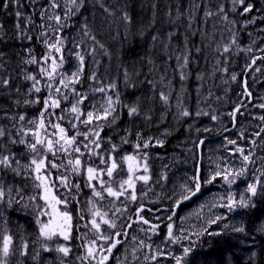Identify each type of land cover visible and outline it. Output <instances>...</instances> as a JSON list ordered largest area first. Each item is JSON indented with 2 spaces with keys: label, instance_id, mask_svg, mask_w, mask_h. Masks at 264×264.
Listing matches in <instances>:
<instances>
[{
  "label": "snow or ice",
  "instance_id": "snow-or-ice-1",
  "mask_svg": "<svg viewBox=\"0 0 264 264\" xmlns=\"http://www.w3.org/2000/svg\"><path fill=\"white\" fill-rule=\"evenodd\" d=\"M35 2L36 0H32V3ZM232 4V11L236 10L237 4L242 7L241 15L253 11V5L246 3V0H232ZM0 7L4 10H8L10 7L15 8L17 18L15 32L9 39L31 42L35 38L47 49V52L39 60L32 55L33 50L30 47L23 49L29 54V58L23 59L22 63L35 64L39 71L38 74L24 72L23 79L31 82L26 92L21 93L20 87L14 88L17 98L13 100V105L16 108L41 105L38 115L28 118L24 112L17 111L11 114L8 110L3 112V118L9 121V124L0 125V221L7 224L4 212L12 209L14 205L18 206L17 210L19 211L31 209L35 217V224L38 226L37 239L42 241L41 250L45 253L55 251L58 254L59 264H71L68 258L73 255V248L70 243H59L53 246L50 242L57 239H62L65 242H70L74 238L84 240L80 245L83 254L75 257L80 264H110L111 261H115L116 264H133V261L135 264H140L141 259L146 264L149 261L160 264V258L168 259L171 264H189V257L197 247V242L193 237L199 238L204 234L221 235L229 229L236 233L245 232L242 224L230 226L228 223H224L219 232L209 231V228L227 220L231 213L255 207L253 198L264 193V155H257L258 150L264 152V137L261 135L264 133V127L251 134L255 138L246 137L244 132L239 133V140H247L249 145L247 148L240 145L238 139L226 138L225 147L227 148V145L234 146L227 151L230 155H238L241 160L238 168L229 165L225 159L223 165L216 164L215 170L206 179H203V182L198 169L191 178L190 184H182L179 193L173 191L167 197L173 200V204L169 209L170 214L167 216L169 222L165 225L167 232L160 244H155L153 240V236L160 235V224L153 223L143 215L145 211L151 212L152 209H146L140 203L132 214L126 215L129 213V204H136L141 199V196L137 195V184L149 185L152 180L150 156L147 150L151 147H163L164 141L153 136L145 137L140 131L133 132L129 128H125V135L121 136L120 145L113 143L111 137L107 138L109 147L104 153L101 133L105 127L110 128L112 125H116L121 116L118 109L126 110L127 117L133 125L140 118L150 122L152 119L151 109L149 108L147 111L143 109L140 97L131 103L125 102L116 79L105 83L98 77L95 70L87 77H85V72L86 57L94 58L98 49L104 55H110L106 45L93 32L89 16L95 18L96 12L99 11L104 14L105 20L118 18L125 27V39H128V36L132 34L131 30L136 26L130 12L132 0H116L115 3H111L109 0H47L46 5H43L42 10L38 13L41 20L38 26L32 16H25L20 10L24 7L21 0H3ZM140 7L143 8L144 5L141 4ZM150 7L153 9L152 18L147 24L140 26L136 32L140 37H143L146 31L152 29L156 24V9L158 8L156 0H153ZM173 7H175L174 18ZM201 9H203L205 22L213 16L228 21V15L223 5L218 6L217 11L213 12L198 0H189L187 6L189 29L192 28L195 13ZM165 15L169 17L170 23L175 24L177 20L185 16V10L181 5H169ZM229 23L235 24L236 22L229 21ZM247 23L254 24L256 20L253 18ZM3 27L0 25V29ZM37 27L41 31L34 37L30 33ZM73 27H78L82 39L74 38L72 47L69 49L66 45L65 30ZM197 34V31H192L189 35L196 36ZM6 35V33L0 35V42ZM205 35L207 34L205 33ZM175 36V32L169 31L166 39L171 42ZM83 38L91 42L87 48L84 47L85 39ZM160 40L161 33L152 35V46L155 47ZM187 43L186 37V51L175 57L181 81L188 78L185 69L190 65V57L193 54L192 50L187 48ZM231 44H236L235 38L231 40ZM253 44H256L255 40ZM162 47L167 49L169 44H162ZM230 47L231 45L223 46V53H228ZM216 50L220 51L219 46ZM252 50L251 46L247 49L249 52ZM195 51L199 53L201 49L196 47ZM259 51L264 53V48H259ZM53 53L58 55L54 56ZM5 56L6 53L0 51V70L4 73L0 74V89L7 90L11 94L14 78L7 73ZM73 57L76 63L71 68H65V65ZM171 58V56L168 57V59ZM145 60L149 65L155 66V61L147 57L142 58L141 63ZM257 60L264 61V55L254 56L246 68H252L253 65H256ZM220 63L221 61L217 60V64ZM122 67L125 89H135L137 81L134 77L138 78L141 72L136 69L134 64ZM152 70L150 67L149 71ZM254 70L259 72L261 68L257 67ZM221 71L226 73L228 69L224 67ZM85 79L95 82L97 86L92 87L91 92L103 94L102 102L92 103V97L88 92H81L76 88V85L83 84ZM42 80L47 81L43 87L48 90L47 95L43 97L38 95L42 92ZM163 80L164 76H161V81L163 82ZM231 80H237L235 73L231 75ZM144 82L156 91V85L152 80L145 79ZM168 84L170 85L171 81H168ZM242 86L247 89V82L244 81ZM68 93H71L73 100L70 102V107L62 108V103L69 101ZM247 95L251 96V93L248 92ZM170 97L171 92L158 91V98L163 105H170ZM89 104L91 110H88L87 105ZM182 104L183 101L177 97L176 106L179 109V116H192L193 113ZM244 106L241 103L230 113L234 121L237 113L243 114L241 108ZM257 107L264 109V103ZM56 109H60V112L57 113ZM201 115H209V113L203 111L195 113L197 117ZM211 119L216 120L217 116L212 115ZM259 119L264 121V115ZM64 121L70 127H65L62 123ZM81 126L83 130H81ZM204 131H209V129H204ZM70 132H72L71 135H69ZM129 137H134L135 142ZM128 144H131L133 151L122 152L121 145ZM197 144L198 146L203 145L204 141L199 140ZM14 146H23L24 152L13 151ZM92 157H95V160L89 162ZM257 161H259V166L255 167ZM250 170L253 175L250 182L246 184L244 192L233 193L232 185L236 184L239 178L245 177ZM73 177H83L85 181L83 187L81 182L74 180ZM166 179L167 176L162 174L155 183L158 184ZM218 180L223 181L229 190L211 204L209 211L213 208L226 211L210 216L206 220V226L199 231L189 233L183 228H176L173 218L177 216V209L186 201L197 196L203 185L214 184ZM28 181H32V186L38 190L28 196V201L31 203L25 202V189L28 187ZM83 188L90 189V195L87 205L79 210L78 218L80 221H85L84 213L87 212L88 217L83 225L87 232L81 237H74L73 229L79 231V225L74 223L76 213L70 208V205L73 202L77 204L81 202ZM141 195H147V193L141 189ZM108 198H110L109 204L112 207L104 210L97 206L99 202ZM41 201L43 203H40ZM117 201L119 206L115 204ZM120 217H124L126 223H121L118 226L117 219ZM156 219L160 218L157 216ZM134 225L138 226L136 230L143 233L145 238L130 235L129 230H133ZM261 231H264V228ZM89 232L92 233L91 237H88ZM85 237L87 238L85 239ZM126 245L131 246V253L128 252ZM173 246L176 247L173 248ZM121 248H124L123 260L116 255V252ZM29 255V241L20 237V242L17 244L14 242L13 234H10L7 228L0 229V264H23V261L18 258ZM129 255L131 259H129ZM39 257V251L31 255V259L34 261Z\"/></svg>",
  "mask_w": 264,
  "mask_h": 264
},
{
  "label": "rangeland",
  "instance_id": "rangeland-1",
  "mask_svg": "<svg viewBox=\"0 0 264 264\" xmlns=\"http://www.w3.org/2000/svg\"><path fill=\"white\" fill-rule=\"evenodd\" d=\"M207 0H202V2H206ZM47 0H36L35 3H32V12L39 13L42 10V6L46 5ZM246 3H251L253 5V11L244 15H241L242 7L237 4L235 6L236 10L232 11L233 4L232 0H230V8L228 12L233 13V17H228V21H223L217 16H213L210 18L211 24H212V31L217 32L218 28H222L219 32V36L224 41L225 45H231L230 56L228 60H222L221 64L217 67L212 66L210 70H208L211 74V78L209 80V83L207 84V91H206V98L205 101H211L216 103L217 96L215 95L217 92V86L213 85L211 82V79L215 76V72L219 71L221 72V84L223 87H228L230 90L235 92V103L232 107L228 110H223L222 114H215V113H209V115H201V116H195V113L199 110L201 107V104H198L194 106L196 108V111L194 112V117L190 122L193 125H196L195 132L191 135H195L193 137L189 136L186 137H180L175 138L179 132H180V125L178 123H175L176 119L178 117L176 116H170V109L167 108L163 103L157 98L154 97V93L152 92V89H143L141 88V92H144L143 96L141 97V105L144 110L151 109V116L152 119L150 122L144 121L142 118L137 119L135 121V124L133 125L131 122L129 124L125 123L124 129L129 128L133 132L140 131L143 133L145 137L153 136L157 139H162L164 141V148L167 147V145H170L172 148H174L173 151H166V153L159 154L156 152L155 149H161V147H151L147 151L149 152L150 156V169H151V175L152 180L149 182V185H141L140 183L137 184V195L141 196V199L138 201V203H143L144 200H148L149 202H160L161 199L164 197L167 200V197L170 196L173 191H176L179 193L180 186L184 183H191V178L197 173V170L199 169V175L201 176L202 180L206 179L211 172H213L216 168V164L220 163L223 165V161L227 159L229 165L239 167L241 160L239 156H233L230 155L229 151L227 149H231L234 146L227 145L226 146V138L228 139H238L239 133L244 132L246 137L249 138H255L252 137V133L259 131L261 127H264V121H261L259 119L260 116L264 115V109H261L257 107V105L264 103V61L257 60L256 65H253L252 68H246V65L251 62V59L254 56H262L264 53L259 51V48H264V31H261L264 29V19H261L264 17V0H246ZM203 4V3H202ZM255 18L256 23H247L249 20ZM41 21V20H40ZM208 21V19H207ZM207 21L205 23H207ZM229 21H235V24L229 23ZM41 23V22H40ZM209 23V21H208ZM69 29V28H68ZM68 29L65 30V35L67 36L66 45L70 49L72 47V43L74 38L77 40L80 39L79 34H76L74 30L66 32ZM50 31V30H49ZM218 33V32H217ZM251 34V35H249ZM235 38L236 44H231V40ZM69 40V42H68ZM256 41V44H253V41ZM252 47V51L249 52L247 49L249 47ZM43 50L46 53L47 49L43 46ZM221 51H223V46L221 45ZM67 54V53H66ZM54 56H57L58 54L53 53ZM212 55L216 56V50L211 51L207 53V56L210 57ZM12 58L13 55H10ZM158 57H160L158 55ZM6 60V59H5ZM152 60L157 62V59L155 56L152 57ZM205 68L207 67V59H205ZM7 65L14 66L13 63L9 60L6 61ZM41 63H43L41 61ZM76 63L75 58H71L70 62L65 65V68H71ZM30 67H26L27 72H30L32 68L37 67L35 64H29ZM130 66V65H129ZM138 65H135L137 70H141V67H137ZM227 67L228 72L221 71L222 68ZM261 68V71L257 72L254 69L255 68ZM22 68V67H21ZM15 70L16 73L15 76H13L14 80L17 81L18 78H22L24 75V71L22 69ZM31 68V69H30ZM38 71L39 69L36 68ZM163 71H166L163 75L164 76V83H167V81L174 82L173 79L175 78L174 74H171L170 68L166 67L163 68ZM235 73L237 75V80L232 81L231 75ZM35 74H38L35 73ZM104 77H99L100 79L104 80L105 83H107L109 80L116 79L118 81V85L121 84L120 82L123 81V76L119 77L123 74V68L120 69V67H110L106 66L104 69ZM20 75V76H18ZM111 75H114L115 77H111ZM160 78L159 85L162 86L163 82ZM135 80H137L136 77H134ZM25 81V80H24ZM138 81V80H137ZM247 82V89H245L242 85L243 82ZM28 86H30L31 82L28 81ZM46 80H42L41 87H42V94L43 96L47 95V89H45L43 86L46 83ZM27 81H25V84ZM124 83V82H123ZM147 84V83H144ZM157 84V83H156ZM97 86L95 82L89 81L88 83L83 82V84L76 85V88L81 92H88L90 96L92 97V103H99L103 101V94L100 93H92L91 88ZM28 87L25 88V92L27 91ZM67 91V90H65ZM250 92L251 96H248L247 93ZM40 93V94H41ZM39 95V94H38ZM69 95V101H65L62 103V108H68L70 107V102L73 100V97L71 93H68ZM42 96V97H43ZM30 99L32 97H29ZM188 102H191L190 97ZM157 102V103H155ZM237 103V106H236ZM245 105L241 108V113H237L235 116V121L233 120V117L230 115L233 110L238 107L239 105ZM183 107H186L187 109H190L189 106L182 105ZM28 107L27 112H24L27 114L28 118H34L38 115V111L40 107H38V110L33 111L31 106H25ZM88 110H91V105H87ZM207 108H210V105L207 104ZM167 109V110H166ZM121 113L120 119L117 121L120 122L123 119V111L122 109H118ZM200 111V110H199ZM56 112L59 113V111L56 109ZM173 113H176V115L179 116V109L176 108L173 110ZM215 115L217 116L216 120H212L211 116ZM188 117V118H190ZM206 118V119H204ZM54 119V117H53ZM129 120V118H126ZM170 119H172L171 123H169ZM204 119V120H203ZM6 119L3 118L2 113L0 112V125H8L9 121H5ZM130 121V120H129ZM179 121V120H177ZM234 124V126H231V124ZM103 123V122H101ZM116 123V124H117ZM152 134L148 133L147 131L151 129H155ZM109 128V127H108ZM111 129V127L109 128ZM123 129V131H124ZM197 129H200V131H197ZM204 129H209V131H204ZM81 130H83V127L81 126ZM145 133V134H144ZM204 133L206 135H204ZM125 135V133H124ZM147 135V136H146ZM262 137H264V133L261 134ZM131 140L134 141V137H130ZM199 140H203L204 144L199 145L197 142ZM238 143L242 146H245L246 148L249 147L247 144V140H239ZM16 148H19L15 146ZM102 147L104 150V153L107 152L109 145H105L104 139L102 141ZM20 149V148H19ZM122 152H132L127 145L121 146ZM22 150L24 148L22 147ZM18 153V152H17ZM257 155H264V152L257 151ZM95 160V157H92L89 162H92ZM198 165V166H197ZM259 166V161H257V165L255 167ZM102 167V166H101ZM55 173V170H53ZM164 174L167 176L166 180L160 181L158 184L155 183L159 179V177ZM253 173L250 170V172L243 178H239L237 180V183L232 185L231 191L235 194L243 193L246 184L250 182V179L252 177ZM76 180H82V184H84L83 177H73V179ZM105 179H107L105 177ZM28 183L31 185L30 189L34 190V187L32 186V181H28ZM84 194L81 195V201L83 202V207L87 205V200L90 195V189L83 188ZM141 189H143L144 192L147 193V195H141ZM201 192L199 193L198 198H196V201L193 203L192 207L187 209L185 213L180 217L179 222L175 223V227L183 228L185 231L191 233L199 231L201 228L206 226V220L212 216L213 214H219L221 212H224L226 210L224 209H216L213 208L211 211H209V208L212 203L216 202V199L220 196L225 194L229 189L227 185L224 184L223 181L218 180L214 184L210 185H203L201 188ZM27 193L30 196V192L28 189H26ZM37 192L38 190L35 189ZM151 191H153L152 195H148ZM109 199H106L104 201H101L98 203V207L103 208L104 210L109 209L112 207V205L109 204ZM25 202H29L27 196L25 197ZM127 203V201H125ZM23 203V202H22ZM31 203V202H29ZM40 203H43L42 201ZM116 206H119V202H115ZM90 207V205H88ZM238 210L235 213H231L228 215V219L225 221H221L219 225H212L209 228V231H215L219 232L223 226L224 223H228L231 225H243L242 216L240 215V211ZM30 215V218L28 219L27 216H25V211H22V214H24L25 218L18 217L17 215L11 218L7 219V224H4L2 221H0V229L7 228L9 233L11 234V230L16 231L15 229H24V235L23 238L27 241H29V252L30 255L28 257H31V255H34L35 252H40V257L35 260L38 261L39 264H59V261L57 259L58 254L55 251L45 253L41 250L40 244L41 240L37 239L38 235V226L35 224V217L32 214L31 209H28L27 212ZM199 213V215H197ZM86 216V220L88 217L87 212L84 213ZM119 215V214H118ZM128 215V213L126 214ZM82 224L83 222L80 221ZM121 223H126L124 217H120L117 219L118 226ZM11 226V228H9ZM30 226V229L28 228ZM226 231H231L226 230ZM87 232V229L83 227V234ZM160 235L153 236V240L155 241V244H160L161 240L164 236V234L167 232L159 230ZM92 233H88V237H91ZM206 234L200 236L199 238L193 237L194 240L197 242V247H195L194 252L196 249L199 248L201 240L204 238ZM73 236L77 237L74 234L73 230ZM83 236V235H82ZM136 236H139L140 238H145L144 234H137ZM87 237H85L86 239ZM77 239H72L70 242H65L62 239H57L53 242H50L53 244H59V243H70V246L73 248V255L68 258L69 261H71V264H80L78 260L75 259L76 255H81L82 249L80 248V244H78ZM84 241V240H83ZM15 242V238H14ZM16 243V242H15ZM187 243V242H185ZM18 244V243H17ZM128 246V252L131 253L132 248L129 245ZM176 246H173L175 248ZM192 253V255L194 254ZM253 252V250L251 251ZM120 254L117 255L120 257L121 260L124 259V248L121 249L119 252ZM192 255L189 257V259L192 257ZM18 259L23 261V257H19ZM129 259H131V256L129 255ZM114 264L116 262L114 261ZM133 264L135 262L133 261ZM140 264H146L142 259L140 261ZM147 264H155V262L149 261ZM160 264H171V262L166 258H160Z\"/></svg>",
  "mask_w": 264,
  "mask_h": 264
},
{
  "label": "trees",
  "instance_id": "trees-1",
  "mask_svg": "<svg viewBox=\"0 0 264 264\" xmlns=\"http://www.w3.org/2000/svg\"><path fill=\"white\" fill-rule=\"evenodd\" d=\"M111 3H115L116 0H109ZM153 0H132V7L130 12L134 17L136 26L133 27L132 34L128 36V39H125V27L122 23L119 22L118 18H108L105 20L104 14L97 11L95 18L89 16L90 26L93 29V32L97 35V38L103 42L110 55H104L101 50H97L95 57H86V72L85 77L91 74L93 70L97 72L99 77H104V69L106 66L110 67H120L123 68L131 65H138L141 67V75L137 78V87L135 89H125V85L122 82L118 85L121 93L122 99L131 103L136 100L137 97H142L144 92H141L143 89H152L148 84H144L145 79L153 81V84L156 85V91L152 89L154 97L158 98V91L163 90L166 93L171 92L170 105L166 106L170 109V116H176L175 123L180 125V132L175 138L193 137L191 135L195 132L196 125H193L190 120L194 117V112L196 108L194 106L201 104L199 108L200 111L207 113L222 114L223 110H228L234 105L235 101V92L230 90L228 87H223L221 84V72L216 71L215 76L211 79L213 85L217 86V100L216 103L211 101H205L207 84L211 78V74L208 70L212 66L217 67L220 64H217V60H228L230 53H223L221 51V45L224 46V41L219 36L220 28L217 29V32L212 31V24L210 18H208L207 23H205V18L203 17V9L195 13V19L193 20L192 28H188V19H187V6L189 0H156L158 8L156 9V24L152 29L146 31L143 37H140L136 34L138 28L144 24H147L152 18L153 9L150 7ZM199 3L209 10L216 12L218 6L223 5L225 11L227 12L228 17L232 18L233 13L228 12L231 4L230 0H207L202 2L198 0ZM3 3V0H0V4ZM21 3L24 5L20 10L25 14V16H32L38 26L40 24V18L38 12H32V0H21ZM143 4L144 7L141 8L140 5ZM169 5H181L185 10V16L180 20H177L175 24L169 22V17L165 15L168 11ZM173 18L175 17V7L172 9ZM88 15V13H85ZM17 18L15 16V8L10 7L8 10H4L0 7V25H3V29H0V35L7 34L4 36L3 41L0 42V51L6 53L5 62L7 60L11 61L14 66H9L6 63L7 73L11 74L12 77L15 76V70L21 69L27 72L26 67H30L29 64H23L22 60L29 58V54L23 49L31 48L32 55H34L38 60L45 54L43 50V43L37 41L35 38L29 42L27 40L20 41L16 39H9L15 32V24ZM74 30L76 34H79L78 27L69 28L66 32ZM41 30L37 27L32 34L34 37L39 35ZM175 32V38L169 42L166 39L167 33ZM192 31H197L196 36L189 35ZM161 33V40L159 43L153 47V42L151 41V36ZM205 33L207 35H205ZM80 39L82 37L79 35ZM115 37V39H113ZM187 37V48L192 50V56L190 57L191 63L185 71L188 74V78L185 81L179 79V74L177 71V61L175 57L181 55L182 52L186 51L185 48V38ZM85 39L84 47L87 48L90 45V41ZM69 42V40H68ZM162 44H169L167 49L162 47ZM219 46L220 51L217 52V47ZM45 47V46H44ZM199 47L201 51L197 53L195 48ZM216 50V56L212 55L207 56L208 52ZM10 55H13L11 58ZM158 55L160 57H158ZM155 56L157 62L155 66L149 65L146 60L141 63L142 58H151ZM171 56V59L168 57ZM205 59H207V67L205 68ZM98 61L99 63H96ZM153 70L150 72L149 68ZM170 68L171 74H174V82L171 84L164 83L162 86L159 85L160 77L166 71H163V68ZM37 67L32 68L30 72L35 74L38 72ZM31 69V68H30ZM0 74H4L0 70ZM20 76V75H18ZM123 76L120 75L119 77ZM111 77H115L111 75ZM85 83H88L89 80L85 79ZM170 81V80H169ZM28 81L25 84V81L22 78H18L17 81L13 79V91L11 94L7 90L0 89V112L8 110L9 113L27 112L28 107L21 106L16 108L13 105V100L17 98L14 91L15 87L21 88V93H24L25 88L28 86ZM157 83V84H156ZM43 96V94H39ZM177 97L183 101L182 105L189 106L188 109L193 113V117H181L173 113V110L177 105ZM191 102L189 101V98ZM23 98V96H21ZM159 99V98H158ZM142 103V101H140ZM157 103V102H155ZM158 104V103H157ZM207 104L210 105V108H207ZM237 106V103H236ZM38 107L41 105H33L32 110H38ZM60 112V109H57ZM198 110V111H199ZM123 111V119L118 122L116 125H113V128L109 130L107 136L114 137V140L120 142L121 136L124 135V125L125 123L129 124L130 121L127 120L126 110ZM179 114V113H178ZM55 119V118H54ZM206 119V118H204ZM203 119V120H204ZM179 120V121H177ZM6 121V120H5ZM170 119L169 123H171ZM65 127H70L66 121L62 122ZM231 126H234L233 122ZM156 130L153 129V131ZM204 135H206L204 133ZM114 142V143H115ZM117 144V143H116ZM120 145V144H117ZM122 146V145H121ZM19 148L13 147V151L22 153L23 146H17ZM157 153L163 154L166 151H173L170 145L167 147H161V149H155ZM198 166V165H197ZM28 188V187H27ZM255 207L249 209H243L240 211L242 216L243 226L245 228L244 233H236L232 231H225L221 235H205L201 240L199 248L196 249L192 257L189 259V264H264V231H261L264 228V193L258 194L257 197L253 198ZM18 206H15L12 209H9L4 212L6 218H11L18 216L25 218L22 211L17 210ZM27 218H30V215H27ZM11 228V226H9ZM30 229V226L28 227ZM16 231L11 230L15 238V242H20V237L24 235V229H15ZM253 250V252H251ZM23 264H39L38 261H34L31 257H23Z\"/></svg>",
  "mask_w": 264,
  "mask_h": 264
},
{
  "label": "flooded vegetation",
  "instance_id": "flooded-vegetation-1",
  "mask_svg": "<svg viewBox=\"0 0 264 264\" xmlns=\"http://www.w3.org/2000/svg\"><path fill=\"white\" fill-rule=\"evenodd\" d=\"M113 128V125L111 126V129ZM109 129L108 127H105L104 128V131L101 133V136L102 138L104 139V143L105 145H108L107 144V138L109 136H107V134L109 133ZM148 133L152 134L153 133V129L147 131V135ZM72 132L69 133V135H71ZM145 134V133H144ZM146 135V136H147ZM130 139V137H129ZM112 142L114 143L115 140H114V137L112 136ZM117 144H120L121 141L119 142L118 140H116ZM131 150L133 149L131 144H128L127 145ZM199 170H200V166H199ZM76 180V178L74 179ZM80 182H82V180H79ZM203 182V180H202ZM83 183V182H82ZM81 183L82 187H83V184ZM202 190V189H201ZM83 192H84V189H83ZM82 192V194H84ZM81 194V195H82ZM153 194V191H151L148 195H152ZM199 196V193L197 194V196L193 197L190 201H186L184 204L181 205V207L179 209H177V216L173 218V220L175 221V223L179 222L178 220H180V217L185 213V211L189 208L192 207L193 203L196 201V198H198ZM80 201H81V198H80ZM140 203H136V204H129V213L128 214H132L133 210L139 205ZM146 209H152L153 211L151 212H148V211H145L143 213V215L148 218L149 220H151L153 223H157V224H160V229L159 230H162V231H166V227L165 225L169 222L167 220V216L170 214L169 212V209L172 208V204H173V200H167L165 197L163 199H161L160 202H149L148 200H144V202L142 203ZM70 208L74 210V212L76 213V216H75V220H74V223L76 225H79V231H77L75 228L73 229L74 230V234L77 236V237H81L83 235V225L86 223V220L85 221H82L83 223L81 224L80 223V220L78 218V213H79V210L81 208H83V202L81 201L79 204L73 202L72 205H70ZM156 209H159V211H156ZM159 217L160 219H156V217ZM133 218L135 219V216H133ZM138 228V226H135L134 225V229L133 230H129L130 232V235H137V234H143V233H140L138 230H136ZM176 228H180L179 226L176 227ZM78 241V244H82L84 241L83 239H77ZM122 249V248H121ZM121 249H119L117 252H116V255H119ZM83 254V253H82ZM81 254V255H82ZM110 264H114V261H111Z\"/></svg>",
  "mask_w": 264,
  "mask_h": 264
}]
</instances>
